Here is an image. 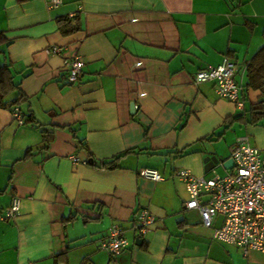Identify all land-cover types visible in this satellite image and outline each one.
Masks as SVG:
<instances>
[{
    "label": "crops",
    "instance_id": "crops-1",
    "mask_svg": "<svg viewBox=\"0 0 264 264\" xmlns=\"http://www.w3.org/2000/svg\"><path fill=\"white\" fill-rule=\"evenodd\" d=\"M262 46L264 0H0V213L20 199L0 219V264H264L213 238L175 175L218 174L240 136L264 148V118L249 122L213 82L193 81L228 56L243 85ZM76 57L82 74L69 82ZM18 91L35 122L13 118ZM259 94L249 89L244 107ZM206 156L219 160L207 171ZM143 208L154 220L141 235ZM112 225L128 241L115 255L100 248Z\"/></svg>",
    "mask_w": 264,
    "mask_h": 264
},
{
    "label": "built area",
    "instance_id": "built-area-1",
    "mask_svg": "<svg viewBox=\"0 0 264 264\" xmlns=\"http://www.w3.org/2000/svg\"><path fill=\"white\" fill-rule=\"evenodd\" d=\"M50 6H58L62 0H47ZM52 52L59 48L53 47ZM69 82H76L81 74L83 62L74 58L67 63ZM239 64L223 56L216 66H207L196 72L195 83L213 82L220 97L233 102L237 110L244 109L243 85L235 80ZM13 118L22 124L23 119L17 106L12 107ZM229 158L233 161L231 171L225 175L215 174L210 178L196 176L189 170L178 169L175 175L181 179L188 193L187 209L198 211L205 227L212 229L213 238L239 248L246 255L250 251L264 253V148L249 142L247 136H240L230 146ZM139 175L154 181L162 180V174L152 168H142ZM20 199L14 196L10 205L0 213L1 220L15 216ZM220 215L222 223L212 226L213 217ZM153 215L146 209L135 214L134 228L144 234ZM127 238L119 225H112L100 248L115 255L126 249Z\"/></svg>",
    "mask_w": 264,
    "mask_h": 264
},
{
    "label": "trees",
    "instance_id": "trees-1",
    "mask_svg": "<svg viewBox=\"0 0 264 264\" xmlns=\"http://www.w3.org/2000/svg\"><path fill=\"white\" fill-rule=\"evenodd\" d=\"M71 29H74L72 27ZM1 67L0 69L2 70ZM245 71H246V81L243 84V99H246V93L249 89H252L254 91H259V99L255 102L249 103V106L244 107V112H249V118L248 121L251 123H256L260 119L264 118V46H262L255 54L254 56L249 60V62L245 66ZM13 87H18L17 85H13ZM4 90L0 89V99L4 95ZM21 92L18 91V96L15 100L11 102V104L8 106L9 109H11L14 106H17L18 102L21 99ZM18 107V106H17ZM20 110V109H19ZM21 112V116L23 119V124L25 123H33L35 122L33 115L31 113L26 114L25 112ZM43 132V141L44 145L43 147H46L48 142H50L53 138V132H47V131H42ZM133 151V149H128L124 153ZM30 154V149L27 150V155ZM122 154H119L115 156L111 161L108 162H101V166H111L113 167L114 165L112 162L117 160ZM87 164H94L95 162L92 158H89L86 161Z\"/></svg>",
    "mask_w": 264,
    "mask_h": 264
},
{
    "label": "water",
    "instance_id": "water-1",
    "mask_svg": "<svg viewBox=\"0 0 264 264\" xmlns=\"http://www.w3.org/2000/svg\"><path fill=\"white\" fill-rule=\"evenodd\" d=\"M133 106H135V105L133 104ZM204 162L206 163L205 164V170L207 171V170L212 169L216 165H218L219 160L215 156H213V157L212 156H206L204 158ZM232 166H233V161L230 158L223 163L224 168H231Z\"/></svg>",
    "mask_w": 264,
    "mask_h": 264
},
{
    "label": "rangeland",
    "instance_id": "rangeland-1",
    "mask_svg": "<svg viewBox=\"0 0 264 264\" xmlns=\"http://www.w3.org/2000/svg\"><path fill=\"white\" fill-rule=\"evenodd\" d=\"M215 172L220 174V175H224L226 170L222 166H218V167H216Z\"/></svg>",
    "mask_w": 264,
    "mask_h": 264
}]
</instances>
